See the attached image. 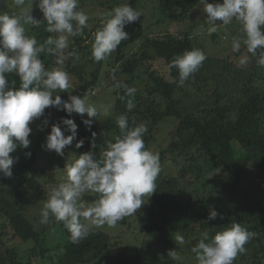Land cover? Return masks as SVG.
I'll use <instances>...</instances> for the list:
<instances>
[{"label":"trees","instance_id":"16d2710c","mask_svg":"<svg viewBox=\"0 0 264 264\" xmlns=\"http://www.w3.org/2000/svg\"><path fill=\"white\" fill-rule=\"evenodd\" d=\"M125 3L140 12L150 5L153 21L145 27L140 16L125 25L128 39L97 62L92 58L94 34L103 26L107 13ZM199 5V0H79V10L89 17L83 35L70 37L68 49L62 53L40 56L47 70L61 68L70 79L74 77L77 92L73 95L86 97L88 103L100 107L96 119L91 118L90 128L82 122L89 119L86 114L83 118L76 113L71 115L78 126L76 139L84 141L80 148L73 141V157L94 151L99 159L107 142H115L121 135L116 123L120 115L127 117L130 128L146 125L145 148L153 153L159 149L160 173L156 191L145 198L144 208L137 212L135 221L144 233L152 236L148 246L155 248L156 256L144 257V248L130 252L115 249L111 236L101 228L78 244L70 242L63 222L52 220L40 229L35 228L26 211L32 199L38 201L46 194L38 179L43 173L42 166L38 167L41 151L51 124L68 118L66 112L50 107L30 123L29 148L18 146L10 153L16 158L12 177L0 173V264H196L191 248L202 234L208 232L211 237L233 223L256 234L233 264H264V199L255 200L249 193L240 197L244 190L241 179L246 172L255 175V183L264 182V67L243 45L235 55H249V66L237 65L228 58L233 38L243 35L235 20L216 33L207 34V43L223 47L220 55L207 52V14L201 21L190 20V13ZM24 7H31V15L41 21L39 26L26 25L27 35L35 37L38 43L54 35L46 31L47 24L36 0H26ZM18 12L13 0H0V14ZM171 23H176L177 29H161ZM192 49L203 51L206 59L181 86L178 70L173 68L169 73L166 66ZM68 53L75 55L59 64L60 56ZM6 78L10 86H20L14 73ZM117 83L135 87V95L127 96L124 88L115 86ZM58 91L53 95L68 99L69 91L57 94ZM129 99L135 104L131 111L126 107ZM102 102L108 105L110 114L99 117L105 108ZM159 140L161 144L154 149L152 145ZM167 159L172 161L167 165L171 170L164 165ZM22 195L26 199H20ZM98 198L99 194L89 193L82 196V201L94 202ZM212 208L221 215L208 221ZM177 235L184 237L183 244L175 241ZM169 250L176 251L178 259L170 258Z\"/></svg>","mask_w":264,"mask_h":264},{"label":"clouds","instance_id":"9594fccd","mask_svg":"<svg viewBox=\"0 0 264 264\" xmlns=\"http://www.w3.org/2000/svg\"><path fill=\"white\" fill-rule=\"evenodd\" d=\"M25 2L13 0L19 12L14 15L0 14V173L9 178L13 175L12 166L16 160L10 153L15 152L18 146L29 148L32 132L29 125L43 116L46 108L54 107L68 114V118L51 124L43 145L60 156H64V149L74 140L76 148L84 143L83 139H76L78 126L70 118L71 115L76 113L83 118L86 114L89 119L82 122L90 128L93 123L91 118L96 119L99 114L97 107L88 103L86 97L70 94L64 100L59 95H53L56 90L68 91L72 88L69 73L61 68L47 70L40 58L42 53L64 52L68 49L70 37L83 35L89 17L79 10V0H36V6L47 24L46 31L54 34L43 43L26 34V25L39 26L41 21L31 15V7H24ZM199 3L207 14L209 35L217 32L218 22L227 26L233 20L238 21L243 35L233 38L232 51L239 52L243 45L247 53L257 57V64L264 67V0H222V3L199 0ZM141 15L127 3L109 12L103 26L94 34L92 58L99 62L114 52L122 40L128 39L124 26ZM71 55L75 53L61 55L58 63L63 65ZM205 59L200 49L188 50L176 56L166 70L170 73L173 68L177 69L178 83L182 86L199 70ZM249 59V55L245 54L239 64L247 65ZM13 73L19 77L18 88L10 86L6 78L7 74ZM115 86L124 88L129 97L137 91L127 84L117 83ZM126 107L131 111L135 104L129 99ZM109 114V108L105 107L103 115ZM116 123L121 135L115 138V142H107V148L99 159L94 151H88L65 164L66 182L53 187L43 205L41 222L48 223L50 215L57 222H63L73 244H78L95 229L105 225L114 227L125 217L133 216L145 203V198L156 191L159 156L145 148L143 135L147 132L146 125L141 123L130 128L125 115H120ZM65 131L69 134L65 135ZM92 148H95L94 143ZM85 193L99 194V198L90 204L85 203L82 201ZM220 215L212 208L207 220H215ZM255 235L240 224L233 223L211 237L204 232L191 252L198 264H233L237 255L245 251V244ZM175 241L183 244L184 237L177 235ZM168 256L175 259L177 253L169 250Z\"/></svg>","mask_w":264,"mask_h":264},{"label":"rangeland","instance_id":"374dc122","mask_svg":"<svg viewBox=\"0 0 264 264\" xmlns=\"http://www.w3.org/2000/svg\"><path fill=\"white\" fill-rule=\"evenodd\" d=\"M141 3H142V0H141ZM87 11H88V13L93 14L92 9L87 8ZM105 12H107V10H105ZM141 14H142L141 17L143 19V24L145 27H147L148 24L153 21V16H152V11L150 9V5H147L145 8L141 9ZM204 14L205 13L203 12V6L199 5L192 10V13H190V20L201 21L202 18H204ZM97 17L99 18L101 16L97 15ZM107 17H108V15L105 16V18H103V20L105 21ZM205 19H207V18H205ZM175 24L176 23H171L167 27H161V29L162 30H163V28H167L169 30L170 29H177ZM164 25H167V21L164 23ZM222 26L224 27V25L219 24L218 29L219 30L223 29ZM200 32H202V31L200 30ZM204 34L206 35V38L204 40V44L206 45V51L210 52L214 55H220L221 51H223V47H214L213 44L211 45V43H207L209 40V38L207 37L208 32L206 33V31H204ZM225 40H227V39H225ZM134 48L135 47L133 46L132 49H134ZM227 55L229 56L228 58L230 60H233L234 62L237 63V65H240L239 60L245 54L242 53L241 55L236 56L235 52H233L232 49H229ZM249 65L250 64L248 63L246 66H249ZM73 79H74V77L70 79V83L72 84V88H70L68 90L71 95H73L77 92L76 88L74 87ZM64 92H66V91H58L57 94H62ZM93 105H95V104H93ZM101 105L103 107L108 106L104 102H102ZM95 106L97 107V109L100 108L97 105H95ZM101 116H103V114L100 115L99 117H101ZM161 142H162V140H159L158 142L154 143L152 145V147L154 149H156V147L159 144H161ZM158 151H159V149H156L154 151V153L158 154ZM73 156H75L74 150H73V144L70 146H67L64 149V156H60L57 153H55L54 151L47 150L45 147H44V149H42L41 160L38 163V167L40 168V166H42L40 171L43 170V173L41 176L39 175L38 179H40V182H41L43 188L46 190V194H45L44 198L42 197L43 199L42 198L40 199L41 201L40 200L36 201L35 199H32L30 201L28 208H27V211H26L27 216L34 222L36 229H40L41 227L47 225L49 223V221L55 220V218L50 215L48 223H42L41 222V219H42L41 212H42L44 203L48 199V195L50 193V190L53 187L58 186L60 183L66 182V172H65L64 166H65V164L72 162L70 160V158ZM75 158L76 157H73V159H75ZM171 163H172V161L167 159L164 162V165L169 166V165H171ZM168 166H167V169L171 170V166L170 167H168ZM43 167H45V168H43ZM241 186L244 190L242 193H240V197H243L247 193H249L250 197L255 199V200L264 199V182H259V183L256 182L255 183V175L253 173L246 172V175H244V177L241 179ZM85 194H89V193H85ZM21 198L26 199L25 195L20 196V199ZM83 202L88 203V204L92 203L91 201H85V200ZM144 205L145 204H143L141 206V208L137 210V212L139 210L143 209ZM137 212L133 216L125 217L126 220L119 221L114 227H109V226L105 225V226L101 227V229L106 231L111 236V244L113 245V247L115 249L130 252L131 250H133L135 248H139V250L144 248V249H142V254L144 255V257H148V258L154 257V256H156L155 253L153 252L155 250V248H153V247L150 248L148 246V244H151L152 236L144 233L142 231V229L139 227V225L136 223L135 217L137 216ZM144 257H143V259H144ZM176 259H178V258H176ZM190 261L192 262L193 260H189V262ZM196 264H197V260H196Z\"/></svg>","mask_w":264,"mask_h":264},{"label":"bare ground","instance_id":"6f19581e","mask_svg":"<svg viewBox=\"0 0 264 264\" xmlns=\"http://www.w3.org/2000/svg\"><path fill=\"white\" fill-rule=\"evenodd\" d=\"M99 67V66H98Z\"/></svg>","mask_w":264,"mask_h":264}]
</instances>
